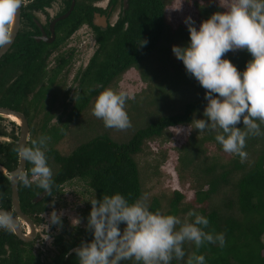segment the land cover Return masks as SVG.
<instances>
[{"label":"trees","instance_id":"trees-1","mask_svg":"<svg viewBox=\"0 0 264 264\" xmlns=\"http://www.w3.org/2000/svg\"><path fill=\"white\" fill-rule=\"evenodd\" d=\"M173 2L130 0L124 18L97 35L98 47L82 74L78 96L72 109L58 117L60 124H51L53 112L48 103L55 100L57 88L64 80L55 72L46 71L36 46H27L18 37L1 57L0 106L26 116L30 126L28 146L41 135L50 137L43 150L54 172L52 196L45 194L35 202L43 190L35 183L26 187L19 182L21 209L36 224L44 221L38 215L47 209L52 197L60 194L64 184L75 180L85 185L90 199L115 192L123 194L130 203L147 198L144 177L149 168L143 161L152 154V144L171 141L173 128L188 127L193 118H203L205 89L186 73L183 62L172 52L173 45L184 46L190 40L186 24L175 27L168 19V8ZM195 7L197 28L202 20L222 11L217 0L195 2ZM142 40H147V44L142 45ZM226 56L241 71L252 58L246 50L230 51ZM131 69H136L146 83L126 104L132 126L126 130L105 128L103 121L92 114L96 97L106 88L117 90L123 75ZM3 119L0 116V135L9 136L12 141L0 142V165L10 172L19 163L15 150L19 127L12 122L15 128L8 132L1 124ZM238 126L243 128L242 122ZM65 138L75 143L62 152L56 145ZM176 149L178 173L181 179L186 174L191 177L194 194L189 199L179 190L155 195L147 201L150 210L173 214L187 222L204 215L210 221L205 230L224 233L226 244L221 248L205 242L197 249L194 243L185 242L184 260L174 259L172 264H186L193 254L204 255L206 264H264V135L247 139L248 156L243 162L239 156L224 152L210 131L191 130ZM159 166L158 161L154 169ZM31 167V163H26L30 179ZM90 199L83 209L86 217L91 211ZM11 201L10 180L0 171V206L11 210ZM120 227L123 230L125 225ZM62 228L66 237H55L52 245L59 250L49 261L33 253V242H23L12 231L0 230V264H78L75 252L68 251L82 240L90 241L92 233L87 228H73L66 220Z\"/></svg>","mask_w":264,"mask_h":264},{"label":"clouds","instance_id":"clouds-1","mask_svg":"<svg viewBox=\"0 0 264 264\" xmlns=\"http://www.w3.org/2000/svg\"><path fill=\"white\" fill-rule=\"evenodd\" d=\"M22 6L23 0H0V47L11 41L16 12ZM185 23L190 40L184 46L173 45L172 52L183 62L186 73L205 89L207 101L203 118H193L188 131L214 132L223 151L243 162L248 156L247 139L264 135V0H230V6L202 20L198 28L191 16ZM141 44L146 45L147 40ZM237 50H246L252 57L242 71L226 56ZM130 99L134 97L126 91L106 88L97 95L92 114L105 128L126 130L132 126L126 110ZM241 122L243 128L238 126ZM49 140L41 135L31 141V146H17L20 160L32 165L31 179L19 169L10 175L12 183L22 182L26 187L35 183L52 196L54 172L43 150ZM90 203L86 228L92 239L82 240L69 253L75 252L78 264H172L174 259L184 260L185 242L194 243L197 249L205 242L221 248L226 244L224 233L205 230L210 223L206 216L196 215L193 222H187L173 214L153 212L146 197L130 203L115 192L90 199ZM63 215L54 209L47 229L49 225L62 228ZM80 223L79 217L71 220L73 228ZM121 224L125 225L123 230ZM15 226L14 214L0 208V230L13 231ZM44 239L49 240V235ZM186 264H206V258L193 254Z\"/></svg>","mask_w":264,"mask_h":264},{"label":"rangeland","instance_id":"rangeland-1","mask_svg":"<svg viewBox=\"0 0 264 264\" xmlns=\"http://www.w3.org/2000/svg\"><path fill=\"white\" fill-rule=\"evenodd\" d=\"M202 0H174L171 7L168 8V19L174 23V26L178 25L184 26L185 18L191 16L193 20H196L198 17L197 8L195 7V2H200ZM224 11L228 6H230V0H217ZM181 5V6H180ZM180 7L179 9H176ZM199 27V25H198ZM83 33H80L78 36H82ZM76 45L77 42H76ZM97 45L95 40L88 35L87 37H82L79 44V49L74 56L76 60L74 61V66L70 72V76H63L64 83L60 84L57 88V96L54 101L48 103L52 109V123H58V117H64L67 112H69L73 104L75 103L76 97L79 93L78 80L74 78V74H77L79 71L84 70L86 65L89 63L91 56L96 50ZM146 87L136 69L129 70L126 74L123 75L122 80L120 81L117 90L126 91L130 96H134L135 93L140 92ZM50 98V97H49ZM48 98V99H49ZM1 124L6 127L7 131L10 132L11 129L15 128V125L12 124V120L9 117H4L1 121ZM190 132L188 127H177L172 129V138L171 141L164 143L158 142L152 144L151 151L152 154H148L145 163L149 169L145 173V189L147 190V201L150 202L151 197L161 196L162 194L172 193L174 190H179L184 193L186 199H189L193 196L194 190L191 186L192 179L188 174L184 179H181L178 173V151L176 147L181 145L187 135ZM71 143L74 145L70 139H63L60 144L56 147L62 151L67 152L71 147ZM160 162L158 170H155L154 167L157 162ZM80 180H75L72 184H64L62 186V191L57 196L52 197L51 201L48 203L46 213L44 216V221L39 224L38 229L41 235L38 239L33 242L32 250L34 254H39L40 258L45 261L51 260L55 255H57V249H55L51 243V238L53 235L58 233L59 229L57 225H50L55 231L52 233H46V230L50 229L49 226L47 229L48 216L55 209L57 212L63 211V219L72 226L71 220L74 217H79L81 223L78 228H86V224L83 218V209L87 201H89V194L84 190L85 185ZM84 199V200H83ZM86 202V203H85ZM166 210L165 203L163 204L162 211ZM57 227V228H56ZM28 228V227H27ZM49 235L50 239L45 240L44 238Z\"/></svg>","mask_w":264,"mask_h":264},{"label":"flooded vegetation","instance_id":"flooded-vegetation-1","mask_svg":"<svg viewBox=\"0 0 264 264\" xmlns=\"http://www.w3.org/2000/svg\"><path fill=\"white\" fill-rule=\"evenodd\" d=\"M129 1L130 0H23V6L20 7V24L15 40L20 37L27 46L35 45L37 53L40 52L41 54V61L43 60L44 62V68L49 73L55 72L56 76L59 78L70 76L74 61L76 60L74 56H77L76 53L81 51L79 49L81 38L91 35L98 47L97 35L116 26L119 20L124 18L125 10L129 8ZM72 13L74 14L72 15ZM88 14H90V17H88ZM68 18H71L70 21H65ZM81 20L85 21L81 23ZM126 25L127 22H125V26ZM80 33H83V35L78 36ZM76 42L78 45H76ZM88 64L84 70L74 74L75 79L78 77L76 79L78 80V88H80L81 77ZM12 122L18 126L17 122ZM1 137H5L7 140ZM11 141V137L0 135V142ZM0 167L2 166L0 165ZM2 172L6 174L8 178L10 177L11 171L9 172L5 169V172ZM44 196L45 193L42 192L34 198L35 202L42 200ZM7 211H11L14 214V217H16L24 233L30 232V229L27 230V227L29 228L28 224L16 216L13 208ZM45 213L46 210L40 212L38 216L44 218ZM82 216L85 220L84 222L87 223L86 215L84 214ZM28 217L32 220L30 216ZM33 223L35 225L36 234L29 242H34L39 238L38 236L41 235L38 229L40 223L36 224L34 221ZM58 229V233L52 236L51 243L56 236L61 235L66 237L65 234L67 233L64 229L61 227H58ZM54 231L55 230L51 227L46 230V233L49 234ZM53 247L57 249L54 245ZM72 249L68 251V254ZM58 250L59 249H57V253Z\"/></svg>","mask_w":264,"mask_h":264},{"label":"water","instance_id":"water-1","mask_svg":"<svg viewBox=\"0 0 264 264\" xmlns=\"http://www.w3.org/2000/svg\"><path fill=\"white\" fill-rule=\"evenodd\" d=\"M19 24H20V8L16 12L15 22H14V25L12 28V39H11V41L8 44H6L5 46L0 47V59L11 48V46H12V44L16 38L18 29H19ZM0 116H2V117L15 116L16 118L19 119V124L18 123L17 124L19 126L20 132H19V138L16 141V143L18 145L19 144H26L27 145V143L29 141V135H30V126H29V122H28V119L26 118V116L20 111H17V110L8 108V107H2V106H0ZM1 138L7 140V138H5V137H1ZM26 163L27 162H23L19 158V163H18L17 168L15 170L11 171L10 175L19 169H23L26 172ZM0 170L5 172V169L3 167H0ZM10 184H11V200H12L13 211L18 218H20L21 220H23L24 222H26L28 224L29 229H30L29 233H24L22 231L20 224L18 223V221L15 217L16 226L13 230V233L22 241L29 242L34 238V236L36 234L35 233L36 232L35 225H34L33 221L21 210L20 200H19L18 182L12 183L10 181ZM3 210H5V209H3Z\"/></svg>","mask_w":264,"mask_h":264},{"label":"bare ground","instance_id":"bare-ground-1","mask_svg":"<svg viewBox=\"0 0 264 264\" xmlns=\"http://www.w3.org/2000/svg\"><path fill=\"white\" fill-rule=\"evenodd\" d=\"M12 121H14V122H17L18 124H19V119L18 118H16L15 116H8ZM29 228H27V230H28Z\"/></svg>","mask_w":264,"mask_h":264}]
</instances>
